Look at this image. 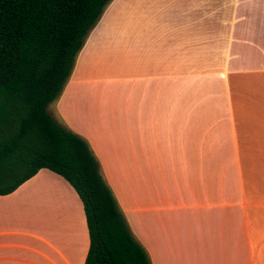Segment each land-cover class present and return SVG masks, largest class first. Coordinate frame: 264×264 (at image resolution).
Segmentation results:
<instances>
[{
	"label": "crops",
	"instance_id": "0c3cea01",
	"mask_svg": "<svg viewBox=\"0 0 264 264\" xmlns=\"http://www.w3.org/2000/svg\"><path fill=\"white\" fill-rule=\"evenodd\" d=\"M85 138L152 264H264V0H113L48 107ZM84 205L0 196V264H85Z\"/></svg>",
	"mask_w": 264,
	"mask_h": 264
},
{
	"label": "trees",
	"instance_id": "16d2710c",
	"mask_svg": "<svg viewBox=\"0 0 264 264\" xmlns=\"http://www.w3.org/2000/svg\"><path fill=\"white\" fill-rule=\"evenodd\" d=\"M112 1L0 0V196L48 169L84 205L85 264H152L88 141L48 112Z\"/></svg>",
	"mask_w": 264,
	"mask_h": 264
}]
</instances>
